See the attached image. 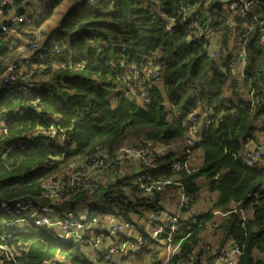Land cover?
Segmentation results:
<instances>
[{"label": "trees", "instance_id": "trees-1", "mask_svg": "<svg viewBox=\"0 0 264 264\" xmlns=\"http://www.w3.org/2000/svg\"><path fill=\"white\" fill-rule=\"evenodd\" d=\"M12 1L0 10L7 14L22 6L26 20L33 0ZM64 1L48 0L41 17L49 18ZM69 1L75 3L49 34L39 29L43 39L34 50L26 48L22 58L4 39L6 32L0 34V203L48 204L37 197L43 180L100 148L112 151L128 139L165 145L169 149L151 157L153 166L140 164V171L101 185H77L49 205L101 218L114 214L145 233L138 220L162 209L165 190L182 185L193 194L189 204L194 206L206 187L216 196L208 209L193 210L175 223L171 243L178 247L168 264H212L231 241L240 249L234 264H264V39L259 25L264 0H254L256 7L244 17L221 0ZM193 22L199 30L190 28ZM237 40L244 48L241 59ZM11 62L20 73L2 80ZM189 138L193 143L187 147ZM250 141L255 145L246 149ZM257 149L259 159L248 164L246 158ZM197 150L201 164L190 161L189 170L172 169ZM145 170L174 182L147 193L138 181ZM10 220L0 212V244L17 251V264L103 260L99 254L89 262L83 251L71 248L74 242L56 243L52 229L26 222L23 230ZM208 226L218 236L215 246L202 237ZM160 250L158 241L145 237L124 258L164 264Z\"/></svg>", "mask_w": 264, "mask_h": 264}, {"label": "built area", "instance_id": "built-area-1", "mask_svg": "<svg viewBox=\"0 0 264 264\" xmlns=\"http://www.w3.org/2000/svg\"><path fill=\"white\" fill-rule=\"evenodd\" d=\"M12 0H0V5H6L8 3L13 4ZM228 7L234 13L239 16H246L256 7V1L254 0H226ZM22 6L12 9V13L2 23H0V34L5 33L12 28L17 27L20 23L25 21ZM20 10V11H19ZM210 18V17H209ZM259 25L263 31L264 39V21H260ZM190 28L200 29V26L193 22ZM211 33L207 32V36L210 37ZM1 38V37H0ZM43 39V34L39 29H36L33 36L27 41V47L29 51L34 50L39 41ZM237 46L239 47V59L244 55V48L241 40H237ZM28 56V55H26ZM20 73V68L16 62H11L5 72L1 75L2 80L8 78L14 79L16 75ZM54 135V133H51ZM64 137L62 136V139ZM193 143V139L189 138L186 141V146L189 147ZM137 142L129 147L133 148L129 150L126 145L113 149L112 151L101 150L94 153V156L87 161L90 168L101 169L109 166L115 168L117 159L115 162H108V155L111 153L123 154L132 158L138 159L136 167L139 168L140 164H153L150 162L154 153H161L164 145H152L147 143L144 145L142 142ZM105 152V153H101ZM260 150H255L251 155H248L246 162L252 164L259 159ZM113 155H111L112 157ZM190 159L187 158L184 162H174L172 169L179 171L182 169L189 170ZM152 171L145 170L138 178L139 186L144 189L145 192L150 193L153 189H161L164 185L173 183L172 178L154 177ZM88 180H84L80 176H71L63 180H51L41 183L40 194L37 196L40 199L45 197H53L55 200H60L67 191L74 190L77 185L86 186ZM178 192V204L174 211H164L162 213H151L142 223L144 224L145 233H141L129 222L120 219L114 214H108L104 218L93 213H75L73 210L66 208L62 211H54L53 207L48 204L34 205L30 201L24 200H6L0 203V212L4 216H8L11 220L9 225L18 227L23 230H27L28 226L26 222L33 223L37 226H45L52 229L54 235L61 240L62 243L74 242L79 245L80 249L86 251H92L102 256L104 264H130L128 259H125L132 250L137 249L141 243L144 242L145 237H149L152 240H156L164 245L166 250V258L163 260L164 264H168V260L175 252L178 244L171 243L172 232L175 228V223L180 217L185 214L191 215L194 208L189 204L193 199V194L187 193L182 185H177ZM41 210V211H39ZM243 219H246L247 213L244 211L241 213ZM152 222H157L155 226H151ZM120 236L125 238L121 239ZM240 252L239 246L236 242L231 241L227 247H225L220 254L216 257L214 263H227L234 264L235 260ZM18 255L17 251L12 246H6L0 244V264H17L15 263V256ZM13 261V262H12ZM25 264V263H23ZM37 264H67L60 258H51L43 260Z\"/></svg>", "mask_w": 264, "mask_h": 264}, {"label": "rangeland", "instance_id": "rangeland-1", "mask_svg": "<svg viewBox=\"0 0 264 264\" xmlns=\"http://www.w3.org/2000/svg\"><path fill=\"white\" fill-rule=\"evenodd\" d=\"M75 2L74 1H69L66 0L64 2H62L59 6L55 7L53 14L49 17V18H43L41 17L42 13L48 8V0H33L30 4V8L32 11H28L26 13V20L21 23L18 27L12 28L9 32V34H11L12 36L16 37L18 35V37H20L21 42L17 43L16 45H14V50L18 52L19 54V58H22L23 54L26 53V48L27 47V39L34 33V31L36 29H42L45 33L44 35L46 36V34L50 33V30L53 29L58 20L63 16V14L65 13V11H67V9L73 5ZM225 3V7H227L226 2ZM80 2H76V6H79ZM211 38L212 39L214 37L213 34H211ZM17 47V48H16ZM16 48V49H15ZM19 66H21L20 68L23 70L26 68V64L23 63V59L19 60ZM109 100L114 104L115 102V97L113 96L112 93L109 94ZM260 122V120L256 121L255 124H258ZM256 135L259 136L260 132L257 130ZM137 142V145L139 146V141H136L135 139H128L127 141H125L123 144L121 145H126L125 147H127L129 150L133 149L129 146L135 144ZM255 143L253 141H250L249 143L246 144L245 148L246 149H252L254 147ZM165 146V145H164ZM172 147V145H170ZM174 147H177V145H173ZM166 148H164V150L169 149L168 146H165ZM101 150H105L103 148H100ZM94 153L88 154L87 156H80L79 158L77 157L75 160H73L72 162L67 163L65 166H63L57 173H55L53 176H51L50 178H47L45 180H43V182H48L51 180H54L53 178L56 177L57 179L63 180L67 177H71V176H80L81 178H83L84 180H88V184L86 186H82V187H88V186H93V185H101L104 183H108L109 180H112V178H114L115 176H120L123 175L124 172H138L140 171L137 167L136 164L138 163V159L136 158H132L130 156L127 155H123V154H115V153H111L108 155V162H115L114 159H117V164L115 166V168H110L109 166H106L105 168H101V169H95V168H90V165H88L87 161H89L91 159V157L94 156ZM101 153H105V152H101ZM110 155H113L112 157ZM127 156V157H126ZM202 157L203 154H192L191 159H192V165L193 166H198L199 163L202 161ZM190 159V161H191ZM138 171H135L137 170ZM128 174V173H125ZM178 192L176 188H171V189H167L164 191V194L162 196L163 199L162 202H165V200H168L169 198H171V201L174 202L178 200ZM216 196V192H209L206 190V187H202L199 191V197L196 201V203L194 204V212L196 211H204L206 209H208L211 204H212V199ZM49 200V204H54L56 203L58 200H55L53 197H45ZM82 205V204H81ZM65 207V206H63ZM151 212V211H150ZM148 212L146 213V215H150L151 213ZM153 213V212H152ZM219 219V216H217V220ZM39 229L41 230H45L44 227H39ZM48 234L47 231H44ZM54 241L56 243L61 244V240L59 238H57L54 234H50ZM202 237L205 241L212 243L214 246L217 245V243L219 242L218 236L213 235V228L212 227H207L203 232H202ZM63 244H67V243H63ZM71 248L78 250L79 252L83 251L82 249H80L77 245L73 246L71 244ZM86 255L87 258H89V262H96L95 257L96 255H99L95 252L92 251H84L82 252ZM257 251L255 252V256H257ZM261 255V254H260ZM167 256L165 248L160 250V257H162L163 259H165ZM204 258V256H203ZM64 262H66L68 264V262L66 260H63ZM106 262L101 261L100 263L98 262V264H104ZM137 264H141V262H138Z\"/></svg>", "mask_w": 264, "mask_h": 264}, {"label": "crops", "instance_id": "crops-1", "mask_svg": "<svg viewBox=\"0 0 264 264\" xmlns=\"http://www.w3.org/2000/svg\"><path fill=\"white\" fill-rule=\"evenodd\" d=\"M11 13H12V10L10 9V10H8V13L7 14H4V12H2L1 10H0V23H2L7 17H9L10 15H11ZM9 32L10 31H8V32H6V34H4V39L5 40H8V44H9V46H10V48H14V45H16L17 43H20L21 42V39H20V37H18V35L16 36V37H14V36H12L11 34H9ZM29 39V38H28ZM27 39V40H28ZM26 43H27V41H26ZM17 48V47H16ZM15 48V49H16ZM26 52H27V49H26ZM26 54V53H25ZM25 54H23V56L22 57H24V55ZM193 135V134H192ZM196 153H199V154H201L202 153V151L201 150H197L196 152H194L193 153V155L194 154H196ZM202 163V161L199 163V164H201ZM191 164H192V159H191ZM197 166V165H196ZM178 195V194H177ZM163 199V198H162ZM178 200H179V198H178ZM178 200H177V202L176 201H174V202H172L171 201V198H169L168 200H165V202H162V200H161V206H162V209L159 211V213H162V212H164V211H168V212H172V211H174L175 210V208H176V206H177V204H178ZM193 208H194V206H193ZM83 212H85L84 210L82 211V213ZM150 213H152V212H150ZM149 216V214L148 215H146V216H144V217H141V219H139L138 220V222L139 223H142L147 217ZM230 243V242H229ZM229 243H226V247L229 245ZM159 244H160V249H163V248H165L164 247V245H162V243H160L159 242ZM84 251H86V250H83V252ZM166 251V250H165ZM89 259V258H88ZM216 259V258H215ZM215 259H214V261H213V263L212 264H227V263H220V262H218V263H214L215 262ZM164 260V259H163ZM130 264H133V263H131V261L129 260L128 261ZM100 263V262H99ZM68 264H69V262H68ZM189 264H192L191 262H189Z\"/></svg>", "mask_w": 264, "mask_h": 264}, {"label": "bare ground", "instance_id": "bare-ground-1", "mask_svg": "<svg viewBox=\"0 0 264 264\" xmlns=\"http://www.w3.org/2000/svg\"><path fill=\"white\" fill-rule=\"evenodd\" d=\"M2 6V5H1ZM5 6V5H4ZM41 31V30H40ZM212 37V36H211ZM28 41V40H27ZM209 45V44H208ZM209 53V52H208ZM213 53V52H212ZM122 64V63H121ZM123 65V64H122ZM144 144V143H143ZM111 156V155H110ZM154 156V155H153ZM127 157V156H126ZM154 159V158H153ZM263 162V161H262ZM176 173H174V175H175ZM174 182V181H173ZM177 186V185H176ZM190 205H191V203H190Z\"/></svg>", "mask_w": 264, "mask_h": 264}, {"label": "water", "instance_id": "water-1", "mask_svg": "<svg viewBox=\"0 0 264 264\" xmlns=\"http://www.w3.org/2000/svg\"><path fill=\"white\" fill-rule=\"evenodd\" d=\"M222 2H225L226 0H221Z\"/></svg>", "mask_w": 264, "mask_h": 264}]
</instances>
